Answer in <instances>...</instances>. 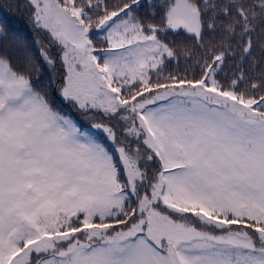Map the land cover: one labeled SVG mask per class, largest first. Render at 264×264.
<instances>
[{
    "label": "snow or ice",
    "instance_id": "obj_1",
    "mask_svg": "<svg viewBox=\"0 0 264 264\" xmlns=\"http://www.w3.org/2000/svg\"><path fill=\"white\" fill-rule=\"evenodd\" d=\"M8 8L0 264H264V0Z\"/></svg>",
    "mask_w": 264,
    "mask_h": 264
},
{
    "label": "trees",
    "instance_id": "obj_2",
    "mask_svg": "<svg viewBox=\"0 0 264 264\" xmlns=\"http://www.w3.org/2000/svg\"><path fill=\"white\" fill-rule=\"evenodd\" d=\"M16 0H0V6L3 7L4 11L0 13V18L6 17L7 19V37L3 38V40H0V50H3V47L6 46L8 51L12 50L11 44H5L6 41H11L13 39V33H17L19 36L32 40L36 37V33L32 32L31 28L26 24V16L27 13H21L20 11L16 10H9L8 5L9 4H15ZM143 9L141 12L143 13ZM168 39L181 41L183 40V37H175L172 34H169ZM185 43H190L188 41H185ZM56 54L55 52L53 53ZM183 61L181 62V69L184 67ZM59 71V65H57V72ZM53 75V72L49 71L47 68H45L43 72L42 79L47 82L48 79Z\"/></svg>",
    "mask_w": 264,
    "mask_h": 264
},
{
    "label": "rangeland",
    "instance_id": "obj_3",
    "mask_svg": "<svg viewBox=\"0 0 264 264\" xmlns=\"http://www.w3.org/2000/svg\"><path fill=\"white\" fill-rule=\"evenodd\" d=\"M65 107H67V108H69V109H70V106H65Z\"/></svg>",
    "mask_w": 264,
    "mask_h": 264
}]
</instances>
